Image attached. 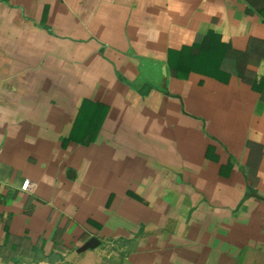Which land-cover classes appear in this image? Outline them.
<instances>
[{"label": "crops", "instance_id": "crops-1", "mask_svg": "<svg viewBox=\"0 0 264 264\" xmlns=\"http://www.w3.org/2000/svg\"><path fill=\"white\" fill-rule=\"evenodd\" d=\"M0 264H264V0H0Z\"/></svg>", "mask_w": 264, "mask_h": 264}, {"label": "water", "instance_id": "water-1", "mask_svg": "<svg viewBox=\"0 0 264 264\" xmlns=\"http://www.w3.org/2000/svg\"><path fill=\"white\" fill-rule=\"evenodd\" d=\"M98 244V240L96 239V238H91V239H89L88 240V242L86 243V246L88 247V248H93V247H95L96 245Z\"/></svg>", "mask_w": 264, "mask_h": 264}, {"label": "built area", "instance_id": "built-area-1", "mask_svg": "<svg viewBox=\"0 0 264 264\" xmlns=\"http://www.w3.org/2000/svg\"><path fill=\"white\" fill-rule=\"evenodd\" d=\"M28 184H29V181H28V180L24 181V183H23L22 186H21V189L26 190Z\"/></svg>", "mask_w": 264, "mask_h": 264}]
</instances>
